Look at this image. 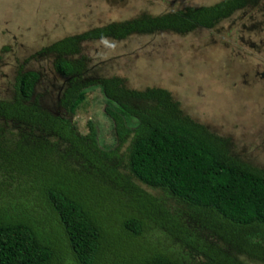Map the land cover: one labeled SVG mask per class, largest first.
Returning <instances> with one entry per match:
<instances>
[{
    "label": "trees",
    "instance_id": "1",
    "mask_svg": "<svg viewBox=\"0 0 264 264\" xmlns=\"http://www.w3.org/2000/svg\"><path fill=\"white\" fill-rule=\"evenodd\" d=\"M260 2L142 11L41 47L66 78L63 113L36 94L42 72L16 71L0 97V264H264V168L168 89L130 88L85 52L96 40L212 29ZM91 89L105 101L111 146L99 141L100 116L83 130L72 119Z\"/></svg>",
    "mask_w": 264,
    "mask_h": 264
},
{
    "label": "rangeland",
    "instance_id": "2",
    "mask_svg": "<svg viewBox=\"0 0 264 264\" xmlns=\"http://www.w3.org/2000/svg\"><path fill=\"white\" fill-rule=\"evenodd\" d=\"M219 1L0 0V97L12 88L19 68L37 70L42 74L35 92L43 96L42 105L63 113L56 99L66 78L53 73L50 55L36 53L41 47L142 11L159 15ZM85 52L91 65L101 67L103 74L123 77L130 88L168 89L189 116L228 138L235 154L264 168V0L212 29L197 28L184 36L160 32L122 41L96 40ZM104 105L100 91L91 89L72 119L83 130ZM99 119V141L111 146L110 123L103 114ZM144 188L161 198L159 191Z\"/></svg>",
    "mask_w": 264,
    "mask_h": 264
},
{
    "label": "clouds",
    "instance_id": "3",
    "mask_svg": "<svg viewBox=\"0 0 264 264\" xmlns=\"http://www.w3.org/2000/svg\"><path fill=\"white\" fill-rule=\"evenodd\" d=\"M38 52V51H37Z\"/></svg>",
    "mask_w": 264,
    "mask_h": 264
}]
</instances>
